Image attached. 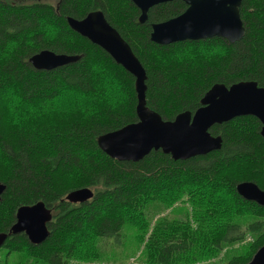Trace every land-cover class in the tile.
<instances>
[{
	"label": "trees",
	"instance_id": "trees-1",
	"mask_svg": "<svg viewBox=\"0 0 264 264\" xmlns=\"http://www.w3.org/2000/svg\"><path fill=\"white\" fill-rule=\"evenodd\" d=\"M51 2L0 0V182L5 185L0 234H8L20 205L41 200L52 215L50 234L42 243L33 245L21 233L7 235L0 249L23 252L26 264H68L74 250L81 259L96 258L94 240L119 242L131 220L138 223L135 237L149 264L211 258L250 234L244 250L224 264L247 263L264 244V207L243 199L235 186L252 181L264 190L260 122L243 115L214 124L209 132L221 136L220 149L184 160L161 150L136 162L110 158L96 139L137 120L135 79L102 48L70 29L66 17L101 10L145 70L146 106L172 120L182 111L193 113L215 83L252 80L264 87V0H241L245 34L233 43L214 36L166 45L150 40L151 24L181 13L186 8L181 0L152 6L144 23L138 22L140 12L130 0ZM41 49L80 58L36 70L27 59ZM62 91L90 96L96 106L59 108L53 100ZM83 187L93 191L90 200H65ZM161 192L186 194L195 208L192 223L188 219L164 233L154 228L147 235L141 209Z\"/></svg>",
	"mask_w": 264,
	"mask_h": 264
},
{
	"label": "water",
	"instance_id": "water-1",
	"mask_svg": "<svg viewBox=\"0 0 264 264\" xmlns=\"http://www.w3.org/2000/svg\"><path fill=\"white\" fill-rule=\"evenodd\" d=\"M139 10L138 22L147 20L148 10L157 4L172 0H130ZM186 8L178 15L151 24L150 40L166 45L183 40H202L221 37L233 43L245 34L240 18L241 0H181ZM70 29L102 48L117 64L135 79L137 120L121 128L101 134L97 145L110 158L119 161H139L150 151L161 150L173 160H184L220 149L222 138L209 132L237 116L251 115L260 122L264 139V87L255 81L242 80L228 86L213 84L200 100V106L191 113L182 111L172 120H164L146 106V73L129 44L109 24L101 10L88 12L82 18L66 17ZM80 55L57 53L41 49L28 57L36 70H51L75 62ZM5 185L0 182V196ZM238 195L264 207V190L252 181L236 184ZM93 191L83 187L65 196L70 203H83L92 198ZM51 209L39 200L20 205L8 234H0V246L7 235L23 233L33 245L42 243L50 234L48 223ZM245 264H264L262 244Z\"/></svg>",
	"mask_w": 264,
	"mask_h": 264
},
{
	"label": "rangeland",
	"instance_id": "rangeland-1",
	"mask_svg": "<svg viewBox=\"0 0 264 264\" xmlns=\"http://www.w3.org/2000/svg\"><path fill=\"white\" fill-rule=\"evenodd\" d=\"M55 4L56 0H52ZM51 2V3H52ZM50 26H47L49 30ZM84 96L78 97L72 91H62L61 94L53 100V104L59 108L67 109L74 103H81L90 108H94L93 98ZM195 210L191 200L184 193L175 196L173 193L161 192L157 197L147 200L146 208L141 209L142 218L147 223V235L153 232H167L171 226L181 228L182 223L188 219L192 223V212ZM263 219V218H262ZM264 220V219H263ZM137 221L128 220L122 230V236L119 242L110 238H96L94 248L98 255L96 258L85 257L81 259L78 252H71L68 264H149L142 250L141 243L135 237L134 227ZM153 224V228L151 225ZM244 240L227 244L218 254L211 258L197 260L191 263L177 262L175 264H224L230 257L237 252H242L245 245L252 239L250 234H246ZM90 247V245H88ZM0 249V264H26L24 253L13 252L7 249ZM241 249V250H240ZM8 251V252H7ZM71 261V262H70Z\"/></svg>",
	"mask_w": 264,
	"mask_h": 264
}]
</instances>
